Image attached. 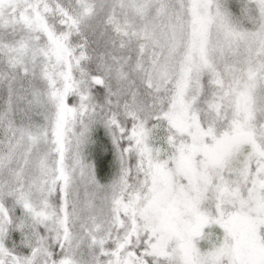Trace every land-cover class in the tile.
Wrapping results in <instances>:
<instances>
[{
  "label": "snow or ice",
  "instance_id": "obj_1",
  "mask_svg": "<svg viewBox=\"0 0 264 264\" xmlns=\"http://www.w3.org/2000/svg\"><path fill=\"white\" fill-rule=\"evenodd\" d=\"M0 264H264V0H0Z\"/></svg>",
  "mask_w": 264,
  "mask_h": 264
}]
</instances>
